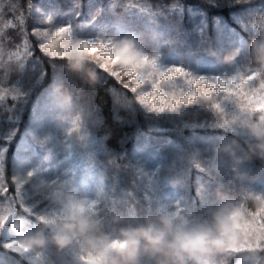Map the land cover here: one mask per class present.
Wrapping results in <instances>:
<instances>
[{
    "label": "trees",
    "instance_id": "1",
    "mask_svg": "<svg viewBox=\"0 0 264 264\" xmlns=\"http://www.w3.org/2000/svg\"><path fill=\"white\" fill-rule=\"evenodd\" d=\"M37 7L56 14L58 20L72 19L70 23L83 31L82 37L94 26L111 24L145 47L149 57L158 53L197 75L245 78L246 93L259 100L264 95V65L258 62L264 51V0H0V34L5 33L0 53L1 58L9 56L0 61V149L4 142L8 145L7 187L4 193L0 190V213L17 193L15 178L22 153L41 147L40 136L76 118L105 146L96 165L108 180L124 188L116 192L110 220L101 221L105 231L114 232L115 227L132 222L129 216L134 214L143 219L157 211L167 212L162 195L146 189L137 164L138 156L155 152L154 167L176 193L181 214L210 218L226 202L235 212L237 242L245 251L221 254L217 264H248L246 256H258L264 264V149L259 147L264 138L256 135L264 131L260 118L264 110L255 104L243 107L235 121L239 131L224 126L219 121H227L230 115L217 108L223 97L219 92L190 105L194 111L184 118L195 126L160 130L153 123L157 119L117 77L96 81L72 68L64 59L68 57L45 54L33 32ZM19 12L25 14V23L10 24L9 19ZM24 38L33 54L20 62L11 51ZM94 71L100 73L101 68ZM250 75L253 80H247ZM11 93L20 96L13 100L8 97ZM9 126L15 129L7 139ZM24 142L29 150L20 148ZM13 202L14 218L6 226L7 234L0 237V264H35L3 244L16 241L24 229L43 230L18 201V194ZM45 239L48 243L51 237ZM53 246L61 254L62 248ZM62 262L83 264L64 257ZM249 264L256 261L251 259Z\"/></svg>",
    "mask_w": 264,
    "mask_h": 264
},
{
    "label": "rangeland",
    "instance_id": "2",
    "mask_svg": "<svg viewBox=\"0 0 264 264\" xmlns=\"http://www.w3.org/2000/svg\"><path fill=\"white\" fill-rule=\"evenodd\" d=\"M35 9L38 16H35L33 32L38 45L45 54L64 57L87 55L88 58L95 60L97 63L106 64L107 71L101 69L100 73H96L95 80L102 81L105 76L112 75L117 77L121 83L135 93L138 102L151 113V116L157 119L153 123L160 130L168 128L183 129L188 126H195V124L188 123L184 118L186 113L194 111L193 109L189 110L192 103L202 101L219 92H222L223 97L216 103L217 108L230 115L227 121L221 122L220 120L219 122L237 131L239 130L235 121L242 113L239 109L253 104L260 108L264 104V95L260 97L259 101L256 97H252V94L246 93L244 89L246 85L245 78L238 79L234 75H228L227 77H217L212 74L197 75L191 72L190 69H183L179 64L169 63V60L158 53L154 57H149L145 47L133 42L127 35H124L123 31L113 27L110 21L108 23L110 25H98L90 28L88 36L82 37L81 32L83 31L78 26L70 23L72 19L58 20L57 15L52 14V12L47 10L43 12L39 7ZM25 20V14L19 12L9 19V23L15 25L17 22L25 23ZM5 27L7 28V26ZM62 28L68 29V32L57 38L55 34ZM4 34H0V42H2L1 35L4 36ZM53 40H58L55 46L44 47V45H51ZM108 41L123 42L125 45L131 42L142 54L139 67L135 69L133 75L126 76L127 73H124L120 66L102 60L100 53L92 56L86 50L80 49V45L84 42L103 44ZM69 49H72V51L69 52ZM11 54H13L12 57L15 60L24 62L33 54L31 43L24 38V41L20 42L11 51ZM1 55L0 53V58ZM4 58H9V56L2 57L0 61L7 60ZM175 69H182V71L177 74L174 71ZM114 72L118 74H114ZM200 79L207 81L211 88L206 84L197 85L196 81ZM154 92L157 93L155 98L151 95ZM191 92L195 93L194 98H189L188 94ZM17 96L20 95L15 93L8 95L13 100ZM17 119H21L20 113ZM167 123H169V126L166 125ZM12 129L14 130L15 127L9 126L10 131H8L7 139L12 136ZM32 134L36 135V132L32 131ZM39 140H41V142L38 141L41 147L36 145L29 152L22 153V158L19 160L15 178L17 193L11 196L7 203L2 206L0 237L5 233L7 234L6 226L14 218L15 204L14 202L11 203V199L16 197L17 194L18 201L20 199L23 208L31 215V219H35L40 223L42 217L57 221L64 220L70 210H75V206H83L85 209L84 215L94 217L100 222H108L109 217L115 210L116 192L124 188L119 189L115 181L108 180L107 176L103 175V169L96 165L101 160V155L104 152L103 148L105 149L102 139L90 133L85 124H80L76 118H73L55 132L40 136ZM26 146L27 144L24 142L20 148L23 147L24 150H29ZM7 150L8 145L4 142L0 149V190L3 193L6 192L7 187L4 183ZM154 154L155 152L146 153L137 157V164L146 189L157 191L162 195L167 212H177L179 214V199L167 179L161 176L154 167L153 161L156 155ZM70 201L73 203L71 209L69 208ZM40 233H43L44 238L47 236L52 238L50 231L28 228L19 233L21 236L16 241L8 242L4 240L3 244L6 246L16 242L14 247L8 248L13 249L26 260L35 264H58V262L64 264L62 257L66 260L83 261V264H86V261L91 262L90 257L83 251V245L78 240L73 241L72 245L62 248L61 254L55 250L56 247H52L55 244L52 243V239H49L47 244L40 246L41 249L30 247L28 240L36 238ZM25 247H28L29 250L24 251ZM51 258L55 260V263H48Z\"/></svg>",
    "mask_w": 264,
    "mask_h": 264
},
{
    "label": "clouds",
    "instance_id": "3",
    "mask_svg": "<svg viewBox=\"0 0 264 264\" xmlns=\"http://www.w3.org/2000/svg\"><path fill=\"white\" fill-rule=\"evenodd\" d=\"M102 45L104 47L95 52L86 51L92 56L100 53L102 60L120 66L127 73L126 76L133 75L142 55L135 45L112 41ZM125 47L127 51H122ZM64 59L69 61L72 68L87 72L92 78L96 76L94 68L97 66L107 71L106 64L97 63L87 55L76 57L74 61L72 57ZM258 62L264 65V51H261ZM256 135L264 138V131L256 132ZM259 147L264 149V140ZM228 204L226 202L219 206L210 218L190 219L177 212L157 211L138 219L134 214L129 216L132 222L115 227L114 232L105 231L98 219L84 215L83 206H75V210H70L64 220L42 217L40 221L41 228L52 233V242L60 248L78 240L90 257L91 264H217V257L221 254L245 251L237 242L239 226L233 223L236 214ZM72 207L70 201L69 208ZM28 243L30 247H37L47 241L40 233ZM24 249L29 250L28 247ZM252 258H255L256 264H260L258 256H246L245 260L249 264Z\"/></svg>",
    "mask_w": 264,
    "mask_h": 264
},
{
    "label": "snow or ice",
    "instance_id": "4",
    "mask_svg": "<svg viewBox=\"0 0 264 264\" xmlns=\"http://www.w3.org/2000/svg\"><path fill=\"white\" fill-rule=\"evenodd\" d=\"M67 32H68V29L62 28V29H59V31H57L55 35H56L57 38H60L65 33H67ZM57 42H58V40H53L52 43H51V45H44V47L45 48L53 47V46H55L57 44ZM103 47L104 46L102 44L92 45L90 43H84V44H81L80 45V49L87 50L89 52H95L97 49L103 48ZM122 51H127V47H125ZM174 71H175V73L179 74L182 71V69H175ZM114 74H115V72H114ZM253 79H254V76H252V75H250V76L247 77V80H253ZM196 84L197 85H204V84H206L209 88H211V85H209L207 83V81H205L203 79H200V80L196 81ZM151 95H152L153 98H155L156 95H157V93L154 92ZM188 96H189V98H194L195 97V93L194 92H191V93L188 94ZM260 108H261V110H264V104H262L260 106ZM260 118L262 120H264V116H261ZM29 175H31V174H29ZM15 245H16V242H12V243L6 245V247H14ZM257 247H259V245H257ZM24 251H26V249H24ZM252 259L255 260V258H252Z\"/></svg>",
    "mask_w": 264,
    "mask_h": 264
}]
</instances>
